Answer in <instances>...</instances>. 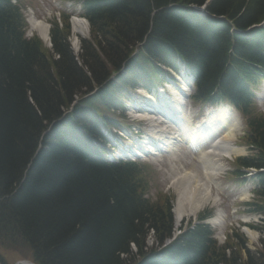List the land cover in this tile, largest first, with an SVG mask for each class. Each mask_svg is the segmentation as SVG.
I'll use <instances>...</instances> for the list:
<instances>
[{
	"label": "trees",
	"instance_id": "16d2710c",
	"mask_svg": "<svg viewBox=\"0 0 264 264\" xmlns=\"http://www.w3.org/2000/svg\"><path fill=\"white\" fill-rule=\"evenodd\" d=\"M77 1L92 35L82 41L76 57L67 41V18H62L63 29L54 23V59L38 38H23L18 7L0 0V247L20 255L31 251L36 264H126L124 253L133 264H264V244L255 252L245 250L243 258L245 239L240 233L218 246L202 224L183 229L161 247L173 229L171 204L168 196L149 198L147 167L103 162L97 149L73 141L67 133L78 126L84 136H97L96 112L104 114L102 107L126 95L130 80L134 82L140 70L145 72V65L153 67V60L167 59L173 49L190 61L195 58L203 74L199 84L203 92L217 85L228 64L249 74L241 61L261 58L259 45L246 40L257 53L243 57L240 52L248 50L240 48L233 29L264 19V0H212L207 11L232 20L231 27L228 21L179 6L204 0ZM145 34L143 46L129 58ZM157 45L163 52L171 49L154 59ZM120 69L123 73L109 80L110 73ZM228 76L233 82L226 91L243 106L251 123L249 141L257 151L237 163L264 167V117L254 112L234 73ZM75 96L68 119L52 126L32 158L46 124L68 109ZM259 181L261 200L254 205L264 212V174ZM150 231L156 245L146 247Z\"/></svg>",
	"mask_w": 264,
	"mask_h": 264
},
{
	"label": "bare ground",
	"instance_id": "6f19581e",
	"mask_svg": "<svg viewBox=\"0 0 264 264\" xmlns=\"http://www.w3.org/2000/svg\"><path fill=\"white\" fill-rule=\"evenodd\" d=\"M29 23L31 28L39 34L42 40L47 42V24L37 20L32 14H29ZM71 23L72 32L74 35L77 33H82L85 29H87L86 22L83 19L77 17L72 18ZM170 49L171 47H168L166 48V52H163L160 50L159 45L155 46V48L152 50L154 59L163 57ZM170 53L172 54L173 52ZM258 96L259 102H263L264 98H262V96H264V85L259 91ZM150 98L152 99L153 104H156L160 109H166L165 103L168 101L161 99L159 102H156L153 96ZM173 99H176V101L172 102V104L175 103L173 108L176 112H174V114L168 110V113L172 115V118H168L164 116V113L161 114L162 112H157L155 110L142 112L139 114V117L146 119L150 124L147 145L144 144V147L141 148V151L146 152V150H151L153 156H159L162 153V150L158 149V146H156V144H158L164 151H168V153H171L172 155L174 151L180 150L183 142L182 139L184 138L185 133L186 135H189L187 141H194V139L197 138L194 142L196 145H198L196 146L198 149L197 151L202 153L204 151V148L202 149V145L208 139H216L217 137L222 136L221 142L218 143L215 146V149H213L212 153L206 157V160L209 163L208 171L210 173H206V176L208 177L209 175V179L211 180L212 175L225 170V158H231L233 154L244 153V149L242 147L237 148L231 144H228V142L233 140L234 136L241 128L240 119L237 113L231 107L227 105H220L218 109L206 111L204 118L197 124H192L187 117L185 121L180 123L177 113L186 112L184 106L181 105L184 103L185 99L177 93H173ZM66 114H68V111L61 109V112L58 114L57 118L68 119L66 118ZM174 120L176 122H174ZM178 122L181 124L183 129L182 132H180L176 125ZM188 145L191 146L190 144ZM169 168L172 169L174 173L177 171V169H179V167H177L175 164H171ZM171 186L174 188L176 194L173 208L174 222L176 226L179 225L184 216L195 214V212L202 206L210 202L213 203L216 199L215 197L212 198L210 194L209 183H205L204 181L201 183L198 181L194 173L188 171L182 174L176 172V176L171 178ZM243 219L245 221L248 220L246 217ZM222 220V215L216 211L215 215L211 217L208 222L211 224H216L217 226H221ZM244 231L249 238H256L255 232L249 230L248 228H244ZM122 257L124 260H126V264H133V261L130 260L126 253L122 254Z\"/></svg>",
	"mask_w": 264,
	"mask_h": 264
},
{
	"label": "rangeland",
	"instance_id": "374dc122",
	"mask_svg": "<svg viewBox=\"0 0 264 264\" xmlns=\"http://www.w3.org/2000/svg\"><path fill=\"white\" fill-rule=\"evenodd\" d=\"M40 1V0H39ZM29 2V0H25V3L27 4ZM58 7H59V2L57 0H43L42 2H39L38 6H35L33 4V6H28L25 10V16L27 17V13L29 11L30 8H32V12L34 13L35 17L43 20V18H45V16L47 15H52V14H56L58 15ZM26 21H28L26 19ZM59 29H63V27L60 25H58ZM27 30V29H26ZM69 31H71L69 29ZM26 36H30L31 33H35L33 31H26ZM72 34V32H71ZM92 35V29L90 28V30L88 31L85 30L83 32V36H89L91 37ZM80 38V37H78ZM71 41L73 40V37L71 36ZM261 112L264 113V102H262V104H260V106L258 107ZM240 137V136H239ZM238 137V138H239ZM237 138V140H238ZM235 141V143L237 142V144H241V141ZM186 153V152H185ZM189 157V159H185V158H178L174 161H172L173 164H175L177 167H179V169H177L176 172H183V170H187L188 172L191 173H196L197 177H200V172L198 169V166L196 164V159L197 157ZM173 158H170V160H172ZM155 167V169L157 170V172H155V176H154V180L155 183L157 185V188H159V190H161L162 192H165L166 190L169 192H173V189L170 186V177L172 176V174L174 173V171L172 169L169 168V161H165V160H161L160 162H157L156 164L153 165ZM182 167V168H181ZM216 181V185L217 187H219V189L221 190L220 192H216V190L212 187V191L211 195L218 197V199L213 203V204H209L206 205L204 208H210V207H216L218 208L219 211L222 212L224 218H223V225H224V232H229L231 227L235 226V227H239L238 224L236 223L241 216L245 215V213H241L240 211L244 209V206L242 205V203L247 202L246 198L245 199H240L242 197V193L241 190L244 188V186L246 187H252L253 185L245 182L243 185H238L235 184L233 181H230V183H225L222 179V174H219L217 176V178L215 179ZM230 186V189H229ZM168 192V193H169ZM152 193H153V189H152ZM214 205V206H212ZM202 210V209H200ZM257 236L254 239L251 238H247V244L249 248H252L255 244L258 243V240L260 238H264V235H262V233H256ZM18 254V253H17ZM15 252L8 250V249H2L1 250V255L3 256L4 260H6L8 263H12L14 262L16 259L19 258V255H17Z\"/></svg>",
	"mask_w": 264,
	"mask_h": 264
},
{
	"label": "snow or ice",
	"instance_id": "6c2138e0",
	"mask_svg": "<svg viewBox=\"0 0 264 264\" xmlns=\"http://www.w3.org/2000/svg\"><path fill=\"white\" fill-rule=\"evenodd\" d=\"M262 98H264V96H262Z\"/></svg>",
	"mask_w": 264,
	"mask_h": 264
}]
</instances>
